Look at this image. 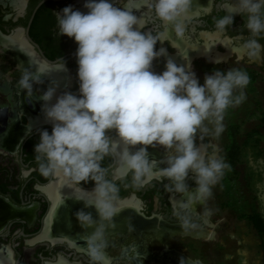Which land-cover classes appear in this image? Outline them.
<instances>
[{
	"label": "clouds",
	"instance_id": "9594fccd",
	"mask_svg": "<svg viewBox=\"0 0 264 264\" xmlns=\"http://www.w3.org/2000/svg\"><path fill=\"white\" fill-rule=\"evenodd\" d=\"M84 6L87 14L71 6L56 13L58 34L78 45L79 95L57 96L54 74L67 71L65 61L18 64L17 87L32 101L34 86L43 85L45 78L50 81L38 101L52 131L38 132L36 165L42 176L83 203L74 214L83 230L82 251L89 264H105L108 233L122 211L118 182L130 177L131 186L143 188L153 180H167L168 190L181 198L173 199L171 214L185 234L200 226L197 220L213 214L208 207L213 188L231 165L215 150L209 152L213 146L203 141L218 139L225 131L228 110L247 99L250 76L239 68L217 69L201 85L190 62L178 66L166 48L157 50V43L164 44L171 33L182 39L186 21L208 11L196 0H124L122 7L88 0ZM230 7L229 14L215 20L216 33H226L234 17L241 16L248 33L241 51L249 61L264 59L259 42L264 37V0H234ZM143 9L140 16L135 14ZM149 16L159 22L158 29L144 31ZM160 58L166 59L165 70L157 74L153 62ZM149 148H162L163 158H154ZM106 158L114 165L103 166ZM190 176L195 187L187 183ZM89 182L94 183L91 190L82 187ZM85 209L94 210L95 216Z\"/></svg>",
	"mask_w": 264,
	"mask_h": 264
},
{
	"label": "flooded vegetation",
	"instance_id": "af4514ba",
	"mask_svg": "<svg viewBox=\"0 0 264 264\" xmlns=\"http://www.w3.org/2000/svg\"><path fill=\"white\" fill-rule=\"evenodd\" d=\"M87 2L88 0H0V204L14 212L12 216L0 219V264H89L88 256L82 251L85 247L82 233L68 234L58 229V208L60 201L66 198L57 192L60 185L52 178L42 176L36 165L34 147L39 141L38 132L52 131V125L46 122L42 112L43 102L38 101L42 94L41 85L34 87L36 91L32 101L25 94L22 95L17 87L21 75L17 70L19 63L9 53V44L15 40V36L21 34L38 61H46L52 65L65 61L67 71L55 74L54 77L59 81L57 96L64 92L79 95L75 55L78 45L74 39L58 34L56 13H62L68 6L82 11ZM110 2L122 7L124 0ZM233 3L234 0H212L208 11H200L186 21L187 30L182 39H177L175 33H171L164 44L157 43V50L166 48L168 56L178 66H187L186 59L182 60L180 56L177 40H183L187 45L195 47L205 43L204 34L217 36L220 40L217 49L227 53L221 42L228 41L232 49L231 57L218 61L204 56L194 57L189 61L190 71L199 78V61L215 66L223 64L226 67L236 64L251 69L256 78L264 73V59L249 61L241 51L239 45L248 38L247 31L242 27L244 19L236 15L234 24L226 33L217 34L215 30V20L229 14ZM143 11L146 9L135 14L140 16ZM146 21L144 31L158 29L159 22L154 17L149 16ZM259 42L264 45V37ZM173 43L175 47L172 46ZM239 50L242 52L241 56ZM4 59L13 62V70H9L12 64H6ZM165 63V58L154 61L153 71L162 73ZM149 150L154 158H163L162 148ZM157 152L161 156H157ZM112 165L114 161L111 158H106L103 162L105 167ZM126 183L128 186H125ZM168 183L167 180L158 179L143 188H135L130 185V177L128 181L118 182L120 207H135L137 215L134 218L144 221L143 229H140L143 239L140 242L131 225L129 229L122 231L110 229L105 264H180L181 259L185 264L196 261L195 264H204L201 258L195 256L197 242H216L218 244H212L206 250L209 253H219L229 249V241H238L235 226L228 223L222 209L211 201L208 202V207L213 214L197 220L200 226L194 230L206 232L209 235L207 239L181 234L178 221L171 214L173 199L181 198L168 190ZM187 183L190 187L196 186L191 176ZM49 187L57 189L53 191L60 196L56 201L50 197ZM82 187L91 190L94 183L89 182ZM202 211L203 208L198 205L197 212ZM60 221L63 226L65 216ZM155 223L174 229L170 238L160 240L154 235H145Z\"/></svg>",
	"mask_w": 264,
	"mask_h": 264
},
{
	"label": "rangeland",
	"instance_id": "374dc122",
	"mask_svg": "<svg viewBox=\"0 0 264 264\" xmlns=\"http://www.w3.org/2000/svg\"><path fill=\"white\" fill-rule=\"evenodd\" d=\"M4 60L6 64H12L9 70H13V62ZM198 63L201 85L205 75L213 70L227 71L236 67L249 74L250 84L245 89L247 99L239 107L228 110L222 135L218 139L206 137L203 141L213 146L209 147V152L215 150L231 165L221 182L213 188V197L209 201L222 209L228 223L235 226L239 242L236 239L234 243L229 241V249L219 253L206 250L218 243L197 242L195 256L201 258L204 264H264V244L245 219V214L254 208L264 220V73L254 78L251 69L236 64L226 67L223 64ZM233 144L239 145V158L231 164L229 154Z\"/></svg>",
	"mask_w": 264,
	"mask_h": 264
},
{
	"label": "bare ground",
	"instance_id": "6f19581e",
	"mask_svg": "<svg viewBox=\"0 0 264 264\" xmlns=\"http://www.w3.org/2000/svg\"><path fill=\"white\" fill-rule=\"evenodd\" d=\"M111 0H109L110 2ZM113 1V0H112ZM212 0H196V4L203 6L206 9L210 8ZM98 2V0H97ZM82 8V7H81ZM82 13L87 14L88 9L85 8L84 10L81 11ZM16 37V38H15ZM13 39H15L12 43L9 44L10 46V55L19 63H22V67H29V59L33 61V64L37 62L38 60L36 57L31 53V51L28 49V46L26 45L24 38L22 37L21 34H18L15 36ZM203 38L205 40V43L201 46H191L187 45L183 40H177V48L180 51V56L182 57V60L186 59L187 63L194 58V57H209L212 61H218V60H227L229 57L232 55V49L230 48V45L228 41H222L221 45L227 49V53H222L217 49V46L220 43V40L217 36H212L209 34H204ZM2 43V42H1ZM239 55H242V52L239 50L238 51ZM40 62V61H39ZM34 70V67H33ZM63 74V73H62ZM54 77L55 74H54ZM49 79L45 78V83L41 85V91H45L49 85ZM36 87V85L34 86ZM22 92V91H21ZM22 95L24 93L22 92ZM55 99H53L52 103H55ZM151 153V151L149 150ZM157 156H161L159 152L156 153ZM163 166V165H162ZM53 191H57V189L53 187H49L48 193L50 194V197L56 201L62 194L65 195V199L60 201V206L58 208V214H59V230L64 233H82V229L80 228L76 218H75V212L78 211L79 209L83 208L84 205L83 203H78L75 199V195L66 187H61L58 189L59 195H55ZM133 204V203H132ZM128 205V204H127ZM134 205V204H133ZM131 207L122 208L124 210L121 211V213L115 218V223H116V230L117 231H122V229H129L131 225V229L135 231L136 234H138V237L140 238V242L142 241L141 238L143 239L141 235V230L143 229V224L144 221L139 220L136 217V210ZM86 211H93V215L95 216L94 210L91 209H85ZM14 212H12L6 205H3L2 203L0 204V219H6L10 216H12ZM65 216V223L63 226L60 219ZM57 228V227H56ZM174 229H169L164 226H161L158 223H155L154 226H152L149 230L145 232V235H154L160 240L168 239L170 238L169 236L173 234ZM181 234H185L180 230ZM144 234V233H142ZM188 234H191L194 238H203L207 239L209 236L206 232L202 230H197V231H192ZM44 235V234H43ZM197 263V261L195 262ZM192 263L191 264H195Z\"/></svg>",
	"mask_w": 264,
	"mask_h": 264
},
{
	"label": "trees",
	"instance_id": "16d2710c",
	"mask_svg": "<svg viewBox=\"0 0 264 264\" xmlns=\"http://www.w3.org/2000/svg\"><path fill=\"white\" fill-rule=\"evenodd\" d=\"M239 145L233 144L230 148L229 159L231 164L238 160V147ZM246 221L258 233L262 244H264V220L262 216L253 208L249 213L245 214Z\"/></svg>",
	"mask_w": 264,
	"mask_h": 264
}]
</instances>
